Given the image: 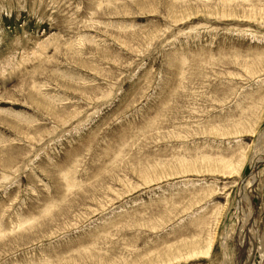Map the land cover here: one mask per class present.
<instances>
[{"label": "rangeland", "instance_id": "rangeland-1", "mask_svg": "<svg viewBox=\"0 0 264 264\" xmlns=\"http://www.w3.org/2000/svg\"><path fill=\"white\" fill-rule=\"evenodd\" d=\"M1 69L0 264H264V0H0Z\"/></svg>", "mask_w": 264, "mask_h": 264}, {"label": "bare ground", "instance_id": "bare-ground-1", "mask_svg": "<svg viewBox=\"0 0 264 264\" xmlns=\"http://www.w3.org/2000/svg\"><path fill=\"white\" fill-rule=\"evenodd\" d=\"M43 49V48H42ZM34 55H36V52H34ZM5 66H10V64H7V65H5ZM5 66H2L3 68L5 67ZM5 69V68H4ZM15 70V69H14ZM13 70V71H14ZM1 72H2V69L0 70ZM12 71V72H13ZM262 136H264V134L262 135ZM260 157H262L263 159H258V158H256L255 160H254V162L252 163V166H253V175H256V173L257 172H255V170H256V168H257V164L258 163H260V161L261 160H264V153L260 156ZM251 178H253V176L251 177ZM196 253V252H195ZM192 254V253H191Z\"/></svg>", "mask_w": 264, "mask_h": 264}]
</instances>
